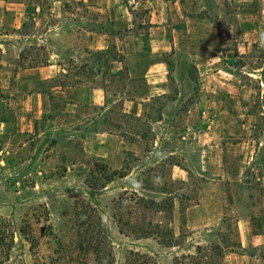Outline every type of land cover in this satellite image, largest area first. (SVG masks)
Returning <instances> with one entry per match:
<instances>
[{
    "label": "rangeland",
    "instance_id": "obj_1",
    "mask_svg": "<svg viewBox=\"0 0 264 264\" xmlns=\"http://www.w3.org/2000/svg\"><path fill=\"white\" fill-rule=\"evenodd\" d=\"M174 1L166 31L169 23L183 39L164 54L165 93L149 100L146 56L126 60L128 79L112 70L107 76L104 66L98 74L82 63L98 54L83 52L80 63H69L76 45L68 23L53 38L43 35L51 18L42 17L36 30L30 17L14 30L10 17L0 15L11 35L0 46V264H78L72 243L79 235L102 238L113 264H124L131 252L172 264L196 245L235 241L240 247L228 248L221 264H264V241L253 240L264 227V196L254 185L264 183V0H180L183 19L174 17ZM52 51L69 74L78 72L80 85L104 87L103 107L74 108L56 97L34 106L22 93L18 72L46 64ZM64 74L34 83L31 92L52 93ZM122 94L130 97L123 104L142 103L141 116L121 115ZM243 178L251 191L240 187ZM124 192L168 199L159 233L120 231L115 203Z\"/></svg>",
    "mask_w": 264,
    "mask_h": 264
},
{
    "label": "crops",
    "instance_id": "obj_2",
    "mask_svg": "<svg viewBox=\"0 0 264 264\" xmlns=\"http://www.w3.org/2000/svg\"><path fill=\"white\" fill-rule=\"evenodd\" d=\"M44 3L47 6L46 10L43 6ZM68 3L73 5L71 10L67 9ZM170 3L171 0H0V15L10 17V22H12L10 25L14 30L22 26L30 17L35 21L34 29L36 30L42 17L51 18L52 23L48 25V29L43 35L47 37L52 35L53 38L62 35V31L66 30L65 26L68 23L69 41L76 45L74 50L76 54L69 55V63L71 65L80 63V56L78 57L77 54L83 52L86 56L100 54L94 59V62L87 57L82 62L84 66L98 74L103 75L100 70L105 67L107 76L109 70L118 76L125 66L129 77H131L128 64L133 59L146 56L148 94L144 100H149L151 97L165 93L163 87L166 63L164 54L167 51L168 53L172 52L177 43L182 42L183 39L182 30L169 23L168 33L166 31L165 22L167 23L171 16L168 11L172 10ZM173 5L176 9L174 17L183 19L185 15L180 0L174 1ZM136 11L142 12L140 19L134 18ZM120 23L124 24V28H119ZM107 25L108 27H105ZM0 30H2L1 27ZM9 32L4 29L0 31V46L4 44L3 41L6 38L11 37ZM3 37L6 38L3 39ZM37 40L41 41V39ZM52 58L42 66L25 68L18 72L19 81H23L21 86L24 88V92L22 93L30 94L34 106L37 104L41 106L40 101H44L45 98L51 99V97L64 100L74 108L83 104L100 108L104 106L106 92L100 85L63 89L53 87L51 88L52 93L31 92L34 83L54 80L62 72L68 71L61 67L62 60H60L59 52L52 51ZM216 58L218 59L214 55L210 60L215 61ZM92 64H96L99 71L92 68ZM36 101L39 102L35 103ZM123 106L128 115L133 117L142 115V103L125 101ZM244 226L245 223L242 221L237 223L241 236L240 242L243 246L247 238L243 230ZM263 228V225L258 227V233L253 240L258 236L259 240L264 241ZM252 243L250 245H253Z\"/></svg>",
    "mask_w": 264,
    "mask_h": 264
},
{
    "label": "trees",
    "instance_id": "obj_3",
    "mask_svg": "<svg viewBox=\"0 0 264 264\" xmlns=\"http://www.w3.org/2000/svg\"><path fill=\"white\" fill-rule=\"evenodd\" d=\"M100 56V54H98ZM70 71V70H69ZM69 71L63 75L66 79L65 81H61L59 79L58 83L51 87H60L61 89L66 87H77L80 85V80H75L74 78L78 77V72L69 74ZM92 73V72H88ZM121 79H128L129 75L127 72V68L124 66L123 70L118 73ZM53 82V80L46 81ZM102 87V86H101ZM104 89V87H102ZM105 91V89H104ZM126 95V94H124ZM120 95L119 101L121 105L124 100H130L129 96ZM53 99V97H51ZM63 101V100H62ZM66 102V101H63ZM67 103V102H66ZM121 115L123 117H128V114L124 113L121 110ZM138 120V118L136 119ZM246 167V166H244ZM126 175H122L124 177ZM254 180L256 179L254 174L250 175ZM171 184L177 183L178 185H182V182H170ZM258 186L256 192L262 198L264 196V183L256 182L254 185ZM252 185L250 181L243 178L241 181V186L246 191H251L253 188H250ZM177 190H179L177 188ZM161 194L168 195V199L173 200H181V196L177 194L175 191L169 192V190H164L160 192ZM238 193V192H236ZM167 198H164L163 201L155 202L153 200H146L140 196H138L134 192H124L122 196L116 201L115 206L117 208L118 213L116 216L118 217L117 222L120 225V231H123L124 228L130 227L131 232L137 234L142 237H147L149 235L154 234V232L159 231V228L162 227L163 222L157 221L158 215L161 213L162 208H164V203L167 202ZM231 199V197H230ZM167 208V207H166ZM156 218V220H154ZM159 233V232H157ZM168 241V239H166ZM169 244L171 246L174 245L175 242L173 240H169ZM102 238H89L85 240L81 238V235L72 243L74 248V256L73 262L87 263V260H90L93 264H113L115 261L111 254H107L102 251ZM223 244V242H222ZM63 246L62 243L59 244ZM240 247V244L235 241L232 245L221 246L219 243H212L207 245H196L194 247V251L192 254H186L181 257L175 258L172 264H221V259L225 255V251L228 248ZM124 264H155L153 259L150 257L142 256L137 253L131 252L125 259Z\"/></svg>",
    "mask_w": 264,
    "mask_h": 264
}]
</instances>
